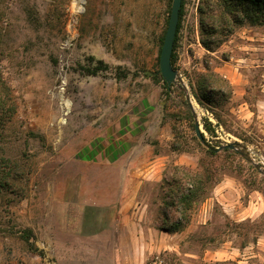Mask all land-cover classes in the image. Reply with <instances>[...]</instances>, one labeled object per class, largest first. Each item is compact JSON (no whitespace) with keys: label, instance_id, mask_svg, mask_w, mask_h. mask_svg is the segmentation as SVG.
Wrapping results in <instances>:
<instances>
[{"label":"rangeland","instance_id":"rangeland-1","mask_svg":"<svg viewBox=\"0 0 264 264\" xmlns=\"http://www.w3.org/2000/svg\"><path fill=\"white\" fill-rule=\"evenodd\" d=\"M172 4L0 0V264H264V19L183 0L169 87Z\"/></svg>","mask_w":264,"mask_h":264},{"label":"trees","instance_id":"trees-1","mask_svg":"<svg viewBox=\"0 0 264 264\" xmlns=\"http://www.w3.org/2000/svg\"><path fill=\"white\" fill-rule=\"evenodd\" d=\"M214 1L216 3V4H214V6H218L217 3H219V4L223 3L222 5L225 6L227 8V10H230L231 14L235 17H240L241 15H244L245 18L250 20L251 22H257V21H261L262 19H264V0H209L210 3L214 2ZM208 6H210V5L207 3V7ZM210 11H211V12H209L210 18L213 19V21H214L215 16H216L215 15L216 12L214 13V10H210ZM201 13L205 14L202 11H201ZM180 16H181V12H180ZM203 27H204V29H203L204 33L208 30V28L211 31H215V28L213 26L206 27L203 24ZM178 31H179V25H178L177 34H178ZM176 41H177V35H176V39H175V44H176ZM175 44H174V46H175ZM172 65H173V55H172ZM0 89L7 91V89L5 88V84L3 83V81H1V78H0ZM10 102H11V99L9 98V94H7L5 97H3L2 92L0 91V108L3 107L6 109V106H7L8 112L9 111L11 112L13 107L10 104ZM207 130H210V125L207 127ZM180 194H181L180 191H177V194L175 192V194H173V198L177 199L178 203L181 205L185 204L187 202L186 204H188V205H186L184 209L189 210L192 207L191 203L188 202V199H190V198H187L184 195L181 197ZM182 194H183V192H182ZM176 204L177 203L174 201H169V202L165 203V205H167L170 208H176ZM181 227H182L181 223H176V224L171 225L170 227L164 226V227H162V230L167 232V233H175V232H178L181 229Z\"/></svg>","mask_w":264,"mask_h":264},{"label":"water","instance_id":"water-1","mask_svg":"<svg viewBox=\"0 0 264 264\" xmlns=\"http://www.w3.org/2000/svg\"><path fill=\"white\" fill-rule=\"evenodd\" d=\"M183 0H173L168 27L164 36L161 54L159 58L160 73L166 84L170 87L178 79V72L173 68L172 55L180 21V12ZM196 135L200 141H203L199 125L195 127ZM225 149H233L232 146H226Z\"/></svg>","mask_w":264,"mask_h":264},{"label":"bare ground","instance_id":"bare-ground-1","mask_svg":"<svg viewBox=\"0 0 264 264\" xmlns=\"http://www.w3.org/2000/svg\"><path fill=\"white\" fill-rule=\"evenodd\" d=\"M194 105V104H193ZM196 108V107H195Z\"/></svg>","mask_w":264,"mask_h":264},{"label":"crops","instance_id":"crops-1","mask_svg":"<svg viewBox=\"0 0 264 264\" xmlns=\"http://www.w3.org/2000/svg\"><path fill=\"white\" fill-rule=\"evenodd\" d=\"M128 184V183H127Z\"/></svg>","mask_w":264,"mask_h":264}]
</instances>
